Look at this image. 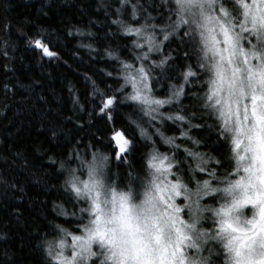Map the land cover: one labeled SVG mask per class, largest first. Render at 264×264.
Wrapping results in <instances>:
<instances>
[{"label":"snow or ice","instance_id":"obj_1","mask_svg":"<svg viewBox=\"0 0 264 264\" xmlns=\"http://www.w3.org/2000/svg\"><path fill=\"white\" fill-rule=\"evenodd\" d=\"M102 7L116 29L106 35L127 38L128 54L104 49L114 64L101 71L114 84L85 77L89 115L104 120L99 135L61 146L60 126L48 129L61 148L59 160L49 157L62 197L51 211L64 220L50 221L41 236L40 264H264V0H110ZM46 39L28 44L58 60ZM161 81L168 82L164 96ZM121 106L129 111L118 120ZM169 124L178 136L166 135ZM205 127L222 155L199 150L209 145L192 132ZM137 148L144 149L138 166Z\"/></svg>","mask_w":264,"mask_h":264},{"label":"trees","instance_id":"obj_2","mask_svg":"<svg viewBox=\"0 0 264 264\" xmlns=\"http://www.w3.org/2000/svg\"><path fill=\"white\" fill-rule=\"evenodd\" d=\"M109 2L0 0V236L4 237L0 239V264H40L41 236L50 221L63 223L64 218H55L51 211L53 202L60 203L62 197L53 187L58 185L59 179L49 157L55 153L54 158L59 160L61 148L50 142L49 127L52 124L60 126L58 143L61 146L73 136L82 138L83 144H87L91 133L99 135L97 130L104 128L103 119L89 115L92 105L85 77H91L98 84L101 81L114 84L101 71H111L114 64L104 56V49L110 46L127 55L124 45L130 43L118 34L106 35L116 31L115 26H110L102 7ZM5 25H8L7 29ZM77 29L94 35L78 36L75 34ZM69 30L73 32L72 36L68 35ZM40 34L47 38L45 42L50 41L53 50L59 52L58 60L42 57L39 50L29 46L28 39H35ZM81 44H92L97 51L83 48ZM177 44L174 40L169 48L175 49ZM164 51L167 54L169 49ZM153 58L160 59L158 55ZM159 71L157 69L154 74ZM167 83L160 82L163 88L158 95L167 93ZM74 95L79 98L78 104L73 102ZM189 103V100L184 101L185 105ZM163 110L169 109L165 106ZM127 111L128 108L121 106L118 120H122ZM76 124L83 127H76ZM127 131L129 135H135L132 128ZM165 131L168 136L179 135V130L171 124ZM192 135L204 138L209 145L201 147L200 151L215 148L216 153L222 155V149L213 145L215 136L208 127L193 130ZM136 139L139 141L138 136ZM97 147L107 151L103 144H97ZM161 150L165 149L162 147ZM142 151L144 149L137 148L134 153L137 166ZM113 171L117 169L113 167ZM119 172L123 175L127 168L122 166ZM13 183L17 185L16 189L10 187Z\"/></svg>","mask_w":264,"mask_h":264}]
</instances>
